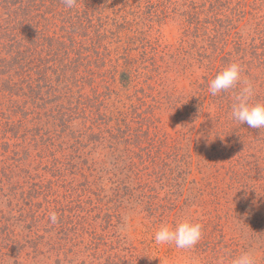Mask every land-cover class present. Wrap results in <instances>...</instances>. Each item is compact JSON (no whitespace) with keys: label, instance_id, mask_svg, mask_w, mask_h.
<instances>
[{"label":"trees","instance_id":"16d2710c","mask_svg":"<svg viewBox=\"0 0 264 264\" xmlns=\"http://www.w3.org/2000/svg\"><path fill=\"white\" fill-rule=\"evenodd\" d=\"M166 22L178 24L175 47L164 45ZM167 51L181 62L175 74L193 78L188 91L166 88ZM231 62L253 82L252 101L264 102V0H76L72 9L62 0H0V264H84L72 237L85 220L72 210L91 202L92 183L75 189L76 180L62 179L68 172L121 178L128 199L151 214L166 209L158 189L180 218L194 199L207 217L195 220L207 264L238 256L225 234L235 206L250 209L242 237L264 246V128L231 118L241 85L209 92ZM170 113L177 137L163 130ZM85 148L113 158L104 175L77 168Z\"/></svg>","mask_w":264,"mask_h":264},{"label":"rangeland","instance_id":"374dc122","mask_svg":"<svg viewBox=\"0 0 264 264\" xmlns=\"http://www.w3.org/2000/svg\"><path fill=\"white\" fill-rule=\"evenodd\" d=\"M252 31L253 28L245 27L241 32L251 33ZM160 32L163 36V41H165L164 45L169 44L174 47L177 45V41L180 38L177 22H166L160 28ZM171 53L172 51L166 52V54H169L165 59L166 66H169L173 72L167 75L171 76V78L169 77L170 82L167 81L166 88L171 89L175 85L178 92L188 91L193 78L178 77L179 73L175 74L181 68V62L170 58ZM196 68H192V71L194 72V78L199 79L203 74V70H197ZM163 122H165L163 130L168 131L173 137L176 131H182L173 113L165 114ZM175 137H177V134ZM88 151L89 148L82 150L84 154H89L90 152ZM105 154L106 152L98 148L95 152H91L88 157L84 156L79 159L76 162L77 168L82 169V174L84 175H104L103 171L110 169L113 163V158L110 156L107 155L104 158ZM92 163H94L93 168H89ZM92 169H95V171L92 172ZM67 175L68 178L62 179L66 183L76 180L75 189L78 190L82 189V185L85 188L86 184L90 185L86 181L92 183V185L88 186L91 192L85 195L84 199L91 200V202L84 204L83 208L72 210V212L82 216L83 220H85L80 221L81 225L76 237L70 235L73 238V244L76 245L75 250L80 251V262H84V264H207V261L202 260L197 254L195 249L197 245L192 249H179L174 244H158L154 240V233L161 224L166 223L175 226L182 219H189L195 222V220L207 218L203 216L202 209L197 206L198 204L194 199L188 201L189 204L194 202L193 207L183 209L185 211L182 212L184 216L180 218V214H174L175 211L167 209L165 202L162 201L168 194L167 189H158L156 193L157 202L156 200L155 202L166 209L160 208L157 213L151 214L147 211L145 203H140V201L135 199H128L126 186L117 182L121 178H109L110 176L108 175H104V178L100 179L81 178L80 176L71 178L70 172ZM50 179L52 178H48V180ZM95 180L96 182L93 185ZM124 186L125 188H123ZM55 188V191L60 196L65 194L66 186L61 181ZM117 188H120L119 192L115 191ZM83 194V192L79 191L73 196L76 199L81 195L83 196ZM62 201L67 204L70 199L66 195L64 200L62 197ZM234 208L233 212L231 211V217L234 219L229 221L230 226L225 229L226 241L233 246L238 255L245 251L253 253L258 264L264 257V246L260 244L258 239L250 241L247 237L249 233H246L244 238L241 233V224H246V220L240 221V219L245 214L250 213V209L246 204L235 206ZM226 211L227 208H224L222 211L223 215ZM243 231L247 230L244 228ZM8 261V264H13V259L9 258Z\"/></svg>","mask_w":264,"mask_h":264},{"label":"clouds","instance_id":"9594fccd","mask_svg":"<svg viewBox=\"0 0 264 264\" xmlns=\"http://www.w3.org/2000/svg\"><path fill=\"white\" fill-rule=\"evenodd\" d=\"M67 9H72L76 0H62ZM243 66L239 62H231L223 67L209 82V92L212 96L234 89L241 85L231 105V118L240 124L246 123L249 128H264V102H253L255 86L248 79L242 80ZM51 224L58 223L55 211L48 213ZM202 224L189 219L180 220L175 226L161 224L154 233L158 244L175 245L179 249H192L202 238ZM219 264H224L221 257ZM229 264H257L253 253L245 251L230 259Z\"/></svg>","mask_w":264,"mask_h":264}]
</instances>
